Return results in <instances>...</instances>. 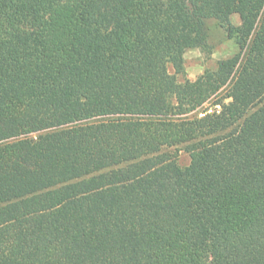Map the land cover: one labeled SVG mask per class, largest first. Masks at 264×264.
Instances as JSON below:
<instances>
[{
  "label": "trees",
  "instance_id": "1",
  "mask_svg": "<svg viewBox=\"0 0 264 264\" xmlns=\"http://www.w3.org/2000/svg\"><path fill=\"white\" fill-rule=\"evenodd\" d=\"M0 264H264V0H0Z\"/></svg>",
  "mask_w": 264,
  "mask_h": 264
},
{
  "label": "rangeland",
  "instance_id": "2",
  "mask_svg": "<svg viewBox=\"0 0 264 264\" xmlns=\"http://www.w3.org/2000/svg\"><path fill=\"white\" fill-rule=\"evenodd\" d=\"M231 21L234 25H238V16H231ZM210 29L209 47L207 49L190 48L184 50L182 55L184 72L177 75L178 82L193 81L205 70H215L218 61L232 57L238 52L236 44L227 39L221 29L216 26H212ZM168 70L171 74L174 73L172 66H168ZM210 104L211 102L206 107L212 110L213 107ZM177 161L181 167H184L189 163V157L183 151H179Z\"/></svg>",
  "mask_w": 264,
  "mask_h": 264
}]
</instances>
